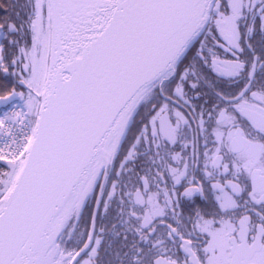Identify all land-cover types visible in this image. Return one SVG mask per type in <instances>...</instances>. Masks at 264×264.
Listing matches in <instances>:
<instances>
[{
	"label": "snow or ice",
	"instance_id": "6c2138e0",
	"mask_svg": "<svg viewBox=\"0 0 264 264\" xmlns=\"http://www.w3.org/2000/svg\"><path fill=\"white\" fill-rule=\"evenodd\" d=\"M0 264H264V0H0Z\"/></svg>",
	"mask_w": 264,
	"mask_h": 264
}]
</instances>
